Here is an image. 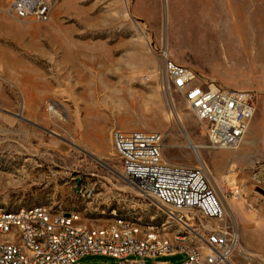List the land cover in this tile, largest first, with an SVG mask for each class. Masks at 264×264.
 Here are the masks:
<instances>
[{"label": "rangeland", "instance_id": "1", "mask_svg": "<svg viewBox=\"0 0 264 264\" xmlns=\"http://www.w3.org/2000/svg\"><path fill=\"white\" fill-rule=\"evenodd\" d=\"M51 1L43 23L0 11V209L45 206L95 226L117 217L167 224L164 208L122 178L111 141L113 130L158 131L164 160L200 167L220 199L239 234L232 264H264V195L251 180L264 167V0ZM164 53L199 83L254 95L263 131L253 148L243 151L245 139L209 148L167 79Z\"/></svg>", "mask_w": 264, "mask_h": 264}, {"label": "built area", "instance_id": "2", "mask_svg": "<svg viewBox=\"0 0 264 264\" xmlns=\"http://www.w3.org/2000/svg\"><path fill=\"white\" fill-rule=\"evenodd\" d=\"M52 9L51 0H0V11L19 20L47 22ZM163 56L167 79L204 125L209 148H238L255 113L254 95L199 83L191 69ZM111 141L122 178L164 208L171 222L143 224L117 217L98 227L82 223L79 214L55 213L45 206L0 209V264H75L86 255L110 257L119 264H144L146 258L174 255L185 256L181 264H232L239 234L227 223L203 170L166 162L163 134L158 131L113 130ZM251 180L257 191L264 192V167L257 168ZM80 193L87 199L94 195L92 189ZM226 193L238 199L242 188L230 185Z\"/></svg>", "mask_w": 264, "mask_h": 264}, {"label": "crops", "instance_id": "3", "mask_svg": "<svg viewBox=\"0 0 264 264\" xmlns=\"http://www.w3.org/2000/svg\"><path fill=\"white\" fill-rule=\"evenodd\" d=\"M262 128H263L262 125L255 122V120L250 122V124L248 126V130H247V134L245 136L246 138H245L244 146H243L244 152L247 151L248 148H250V147L246 146L247 143H249L252 148L254 147L253 145H255L256 138L260 135L261 131H263ZM107 224H103V225H100L98 227H102V226H105ZM91 226H95V225H91ZM177 256H184V255L146 258V259H144V264H181V262H183L184 260H182L181 262H176L175 260H173L174 262L172 261V259L173 258L175 259V257H177Z\"/></svg>", "mask_w": 264, "mask_h": 264}, {"label": "water", "instance_id": "4", "mask_svg": "<svg viewBox=\"0 0 264 264\" xmlns=\"http://www.w3.org/2000/svg\"><path fill=\"white\" fill-rule=\"evenodd\" d=\"M264 195V192H261Z\"/></svg>", "mask_w": 264, "mask_h": 264}, {"label": "bare ground", "instance_id": "5", "mask_svg": "<svg viewBox=\"0 0 264 264\" xmlns=\"http://www.w3.org/2000/svg\"><path fill=\"white\" fill-rule=\"evenodd\" d=\"M137 111V110H136Z\"/></svg>", "mask_w": 264, "mask_h": 264}]
</instances>
